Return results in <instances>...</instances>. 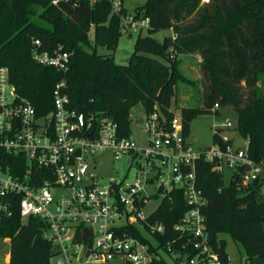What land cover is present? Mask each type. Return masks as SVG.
I'll return each mask as SVG.
<instances>
[{"label":"trees","instance_id":"1","mask_svg":"<svg viewBox=\"0 0 264 264\" xmlns=\"http://www.w3.org/2000/svg\"><path fill=\"white\" fill-rule=\"evenodd\" d=\"M123 1L115 12L113 0H0V67L8 69L18 94L41 115L53 108V89L64 81L70 107L82 108L84 116H108L127 135L136 106L171 116L176 83L183 79L177 55L198 54L202 105L181 108L185 133L198 116L229 107L237 114L235 128L248 141V157L264 164V95L257 86L264 74V0H146L132 14L148 17L149 28L145 35L138 33L128 62L119 64L113 51L122 35V17L129 14ZM166 29L172 34L162 41L153 37ZM34 40L40 42L38 50L66 51L68 70L36 63L31 54ZM99 47L110 53H99ZM220 131L213 132V142L230 144L221 140ZM244 169L232 171L225 185L223 173L213 170L211 163L198 164V184L207 199L204 230L223 263L229 257L222 235L229 234L241 264H264V178L243 186ZM186 210L181 194L174 193L149 220L164 224L163 234H155L159 245L181 252L188 262L196 249L186 244L188 236L173 228ZM44 229L38 218L22 221L14 205L0 221V238L10 242L7 264H46L53 250Z\"/></svg>","mask_w":264,"mask_h":264},{"label":"built area","instance_id":"2","mask_svg":"<svg viewBox=\"0 0 264 264\" xmlns=\"http://www.w3.org/2000/svg\"><path fill=\"white\" fill-rule=\"evenodd\" d=\"M113 8L117 12L119 2L113 0ZM149 22L148 17L129 13L122 17L121 31L141 33ZM33 43L36 63L68 70L66 51H41L39 40ZM65 85L64 81L55 85L53 108L38 115L18 94L8 69L0 67V221L14 205L22 221L42 220L53 250L46 264H83L120 255L126 264H152L165 256H180L155 238L163 234L164 224L149 220L165 197L180 193L187 210L173 228L188 236L196 249L188 263L230 264L208 245L202 213L207 199L198 184L197 166L209 162L221 173L224 167L236 171L245 166L240 175L243 186L259 177V166L264 172V164L248 157L247 146L235 147L221 134L235 124L227 121L213 130L220 129L219 137L230 144L212 142L195 148L188 140L190 132L185 133L181 111L168 117L159 109L143 110L135 116L145 136L138 143L130 131L121 134L108 116L82 112L80 119L78 109L68 105ZM105 155L124 166L123 171L105 179L95 174L93 169ZM152 202L156 203L151 208Z\"/></svg>","mask_w":264,"mask_h":264},{"label":"rangeland","instance_id":"3","mask_svg":"<svg viewBox=\"0 0 264 264\" xmlns=\"http://www.w3.org/2000/svg\"><path fill=\"white\" fill-rule=\"evenodd\" d=\"M119 2V0H114ZM146 0H124L123 5L127 11L132 14L133 9L140 4H143ZM202 2H204L202 0ZM146 31H142L141 35H145ZM171 30H161L153 35L158 41H162L164 36L171 35ZM90 37L92 40V30L90 32ZM138 33H122L119 38L116 49L113 51L114 60L119 64H126L128 59L133 52V45ZM89 49V48H87ZM99 53H110L104 48H98ZM162 63L168 65L169 63L162 58H157ZM179 60L178 70L183 76L176 83L175 94L171 100V106L169 108L170 112H176L177 114L181 111L182 107H194L202 105V94H201V84L202 77L199 68V62L201 60L198 54H180L177 55ZM258 92L264 95V74L260 75L258 81ZM216 108V107H215ZM218 114L216 113H206L193 119L189 124V137L188 140L191 145L195 148L206 147L213 142V130L219 127L221 123L227 121L236 124L237 114L229 107H218ZM143 109L140 106L132 108L131 115L132 121L130 124V137L135 139L136 142L142 143L145 136L141 133L140 126L135 122V116L142 114ZM233 140V145L235 147L245 148L247 146L246 139L238 132L236 128L224 129L221 133ZM124 166L112 160L108 155L97 163V166L93 169V172L104 179L123 171ZM259 177L264 178L263 167H258ZM232 170L224 167L223 170V181L227 185L229 183L230 175ZM262 192L264 194V185L262 187ZM61 191H58L57 197L60 196ZM156 202H152L150 207L152 208ZM222 237L226 240V252L229 257L230 264H241V254L238 247L233 242L229 234H223ZM191 243L187 241L186 244ZM183 247L184 244H183ZM10 256V242L8 238H0V264H7L6 260ZM175 255L165 256L167 264H189L184 254L180 252V257ZM83 264H126L124 256H117L106 261H89Z\"/></svg>","mask_w":264,"mask_h":264},{"label":"water","instance_id":"4","mask_svg":"<svg viewBox=\"0 0 264 264\" xmlns=\"http://www.w3.org/2000/svg\"><path fill=\"white\" fill-rule=\"evenodd\" d=\"M121 96L123 97L124 94L121 93ZM82 112H83V109H82V108H78V114H79V118H80V119H81V117H82ZM141 121H142V118H138V119H137V122H138V123H140Z\"/></svg>","mask_w":264,"mask_h":264},{"label":"crops","instance_id":"5","mask_svg":"<svg viewBox=\"0 0 264 264\" xmlns=\"http://www.w3.org/2000/svg\"><path fill=\"white\" fill-rule=\"evenodd\" d=\"M225 136V135H224ZM231 139V138H230Z\"/></svg>","mask_w":264,"mask_h":264}]
</instances>
